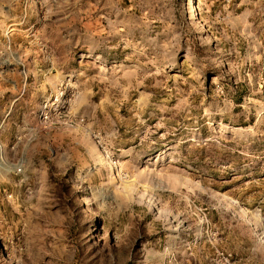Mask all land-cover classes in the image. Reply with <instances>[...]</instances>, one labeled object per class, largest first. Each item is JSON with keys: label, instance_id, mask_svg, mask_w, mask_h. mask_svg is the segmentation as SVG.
<instances>
[{"label": "rangeland", "instance_id": "374dc122", "mask_svg": "<svg viewBox=\"0 0 264 264\" xmlns=\"http://www.w3.org/2000/svg\"><path fill=\"white\" fill-rule=\"evenodd\" d=\"M0 147V264H264V0H0Z\"/></svg>", "mask_w": 264, "mask_h": 264}, {"label": "built area", "instance_id": "2783aa9c", "mask_svg": "<svg viewBox=\"0 0 264 264\" xmlns=\"http://www.w3.org/2000/svg\"><path fill=\"white\" fill-rule=\"evenodd\" d=\"M58 102L59 100L54 98V101L51 104L44 105L41 115L39 116V127L45 129L52 126L54 123H58L60 118L59 114L61 112ZM20 129L21 132L18 127V131L14 136L16 145L23 141L27 143L36 135V127L30 126L29 124H23ZM11 167V171L14 175H23L24 165L22 162L18 160L15 164H12Z\"/></svg>", "mask_w": 264, "mask_h": 264}, {"label": "bare ground", "instance_id": "6f19581e", "mask_svg": "<svg viewBox=\"0 0 264 264\" xmlns=\"http://www.w3.org/2000/svg\"><path fill=\"white\" fill-rule=\"evenodd\" d=\"M1 148V147H0Z\"/></svg>", "mask_w": 264, "mask_h": 264}]
</instances>
